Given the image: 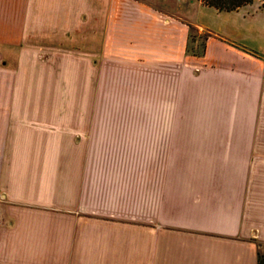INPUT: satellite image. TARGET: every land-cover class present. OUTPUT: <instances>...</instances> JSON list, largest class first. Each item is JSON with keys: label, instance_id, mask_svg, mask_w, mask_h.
<instances>
[{"label": "crops", "instance_id": "crops-1", "mask_svg": "<svg viewBox=\"0 0 264 264\" xmlns=\"http://www.w3.org/2000/svg\"><path fill=\"white\" fill-rule=\"evenodd\" d=\"M260 253L264 6L0 0V264Z\"/></svg>", "mask_w": 264, "mask_h": 264}, {"label": "rangeland", "instance_id": "rangeland-1", "mask_svg": "<svg viewBox=\"0 0 264 264\" xmlns=\"http://www.w3.org/2000/svg\"><path fill=\"white\" fill-rule=\"evenodd\" d=\"M152 1L155 4L159 5L160 7H163L164 9L168 10L170 13L182 16L186 19H193L194 7L198 2L200 3V0H152ZM252 2L255 5L259 4L260 6H264L263 0H252ZM190 26H191V33H190L191 40L203 41L206 32L198 33L196 31L195 25L191 23Z\"/></svg>", "mask_w": 264, "mask_h": 264}, {"label": "trees", "instance_id": "trees-1", "mask_svg": "<svg viewBox=\"0 0 264 264\" xmlns=\"http://www.w3.org/2000/svg\"><path fill=\"white\" fill-rule=\"evenodd\" d=\"M251 1L252 0H200L201 3L214 6L218 9H234ZM259 262H264V258L262 257L261 253L259 254Z\"/></svg>", "mask_w": 264, "mask_h": 264}]
</instances>
